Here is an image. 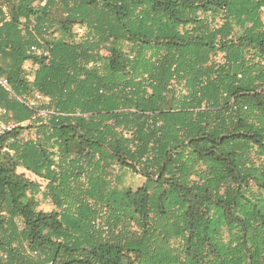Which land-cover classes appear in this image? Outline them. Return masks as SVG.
<instances>
[{
	"label": "trees",
	"instance_id": "16d2710c",
	"mask_svg": "<svg viewBox=\"0 0 264 264\" xmlns=\"http://www.w3.org/2000/svg\"><path fill=\"white\" fill-rule=\"evenodd\" d=\"M260 5L0 0V264H264Z\"/></svg>",
	"mask_w": 264,
	"mask_h": 264
},
{
	"label": "rangeland",
	"instance_id": "374dc122",
	"mask_svg": "<svg viewBox=\"0 0 264 264\" xmlns=\"http://www.w3.org/2000/svg\"><path fill=\"white\" fill-rule=\"evenodd\" d=\"M259 11L261 12V16H262V19L264 21V7L262 5H260L258 7ZM34 136V135H33ZM19 172H23V170H19ZM28 176L32 177L30 174L27 173ZM32 178H35V177H32ZM141 179L137 176H134V175H128L127 178H126V182H127V185H130L132 186L133 188H136L137 186H139L141 184ZM41 208L45 211H49L51 209V206L47 203H42V206Z\"/></svg>",
	"mask_w": 264,
	"mask_h": 264
},
{
	"label": "built area",
	"instance_id": "2783aa9c",
	"mask_svg": "<svg viewBox=\"0 0 264 264\" xmlns=\"http://www.w3.org/2000/svg\"><path fill=\"white\" fill-rule=\"evenodd\" d=\"M0 85L8 87L6 79L0 78ZM17 127V124L13 121H5L0 118V135H5L12 132Z\"/></svg>",
	"mask_w": 264,
	"mask_h": 264
},
{
	"label": "crops",
	"instance_id": "0c3cea01",
	"mask_svg": "<svg viewBox=\"0 0 264 264\" xmlns=\"http://www.w3.org/2000/svg\"><path fill=\"white\" fill-rule=\"evenodd\" d=\"M25 68L28 69V70H32V69H33L31 63H26ZM51 209H52V206H51ZM51 209H50V210H51ZM50 210H49V211H50Z\"/></svg>",
	"mask_w": 264,
	"mask_h": 264
}]
</instances>
